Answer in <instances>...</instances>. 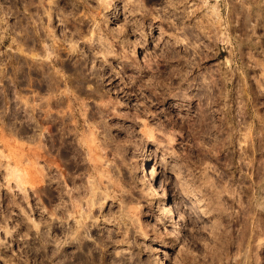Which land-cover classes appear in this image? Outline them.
I'll list each match as a JSON object with an SVG mask.
<instances>
[{
	"label": "rangeland",
	"instance_id": "1",
	"mask_svg": "<svg viewBox=\"0 0 264 264\" xmlns=\"http://www.w3.org/2000/svg\"><path fill=\"white\" fill-rule=\"evenodd\" d=\"M162 262L264 264V0H0V264Z\"/></svg>",
	"mask_w": 264,
	"mask_h": 264
},
{
	"label": "bare ground",
	"instance_id": "2",
	"mask_svg": "<svg viewBox=\"0 0 264 264\" xmlns=\"http://www.w3.org/2000/svg\"><path fill=\"white\" fill-rule=\"evenodd\" d=\"M50 18V15H48ZM48 18V19H49ZM26 29V28H25ZM25 31V30H24ZM26 36V35H25ZM27 39V38H26ZM25 43V42H24ZM27 45V44H26ZM49 47V46H48ZM148 159L146 154L144 153L142 156V160H141V164L138 167L139 173H140V177L143 181H148L149 185H150V197L154 200V201H159V192H158V188H157V181L155 178H153L152 176H149L148 174ZM152 177V178H150ZM164 212H168V213H173V206L171 205L170 202L165 203L164 205ZM163 264V262L161 263Z\"/></svg>",
	"mask_w": 264,
	"mask_h": 264
}]
</instances>
